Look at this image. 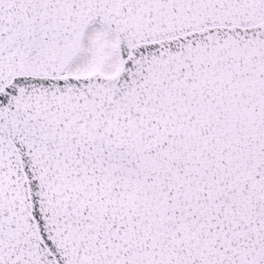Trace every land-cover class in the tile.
<instances>
[{
  "label": "snow or ice",
  "instance_id": "obj_1",
  "mask_svg": "<svg viewBox=\"0 0 264 264\" xmlns=\"http://www.w3.org/2000/svg\"><path fill=\"white\" fill-rule=\"evenodd\" d=\"M0 264H264V0H0Z\"/></svg>",
  "mask_w": 264,
  "mask_h": 264
}]
</instances>
